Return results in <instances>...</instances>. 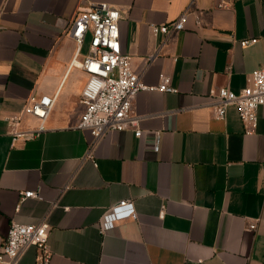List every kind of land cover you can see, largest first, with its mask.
Instances as JSON below:
<instances>
[{
	"label": "crops",
	"instance_id": "obj_1",
	"mask_svg": "<svg viewBox=\"0 0 264 264\" xmlns=\"http://www.w3.org/2000/svg\"><path fill=\"white\" fill-rule=\"evenodd\" d=\"M227 1L195 0L199 21L189 13L147 63L159 40L150 25L176 18L187 0H0V244L11 219L45 217L48 264H264V105L246 134L234 105L216 119L210 99L264 69V0ZM100 3L120 10V46L143 83L165 74L177 91H139L131 113L140 135L108 131L87 156L90 135L75 127L87 74L70 66L77 43L65 29ZM56 91L45 130L12 142L7 118L34 127L24 102ZM26 190L40 197L19 202ZM121 199L134 216L101 231L103 212ZM35 263L29 246L19 264Z\"/></svg>",
	"mask_w": 264,
	"mask_h": 264
},
{
	"label": "built area",
	"instance_id": "obj_2",
	"mask_svg": "<svg viewBox=\"0 0 264 264\" xmlns=\"http://www.w3.org/2000/svg\"><path fill=\"white\" fill-rule=\"evenodd\" d=\"M195 0H187L181 13L167 23L151 24L150 29L159 40L154 51L146 58L149 63L161 50L169 34L184 28L189 13H194ZM216 7H229L227 0H215ZM120 10L100 3L87 9H81L67 22L65 32L77 43L70 66L77 63L87 74L86 83L80 94L84 110L76 128L87 131L90 144L87 156L102 136L113 130L131 128L136 136L140 135L139 116L132 115V100L141 90L156 89L162 92H175L169 75H161L156 86L143 83L141 74L133 70L130 55L124 53L120 46L118 21ZM89 33L87 53L80 62H76L78 50ZM256 38L242 39L240 44L255 42ZM57 91L53 95L30 96L23 104L21 113L37 119L32 128L18 127L20 114L7 118L8 133L12 142L32 139L45 130V123L54 105ZM211 106L216 119H223L229 105H234L243 125L244 133L255 131L257 126V108L264 105V69L253 70L247 77L246 85L238 92L220 87L211 94ZM156 148V145H155ZM27 197L39 198L34 190L20 191L19 202ZM18 202V203H19ZM134 216V206L130 199H121L110 205L100 217L98 227L101 231L110 229L118 221ZM249 227L253 228L254 224ZM49 225L45 217L36 223H20L11 219L6 236L0 244V264H19L22 253L29 246L35 248V264H48L51 251L48 247Z\"/></svg>",
	"mask_w": 264,
	"mask_h": 264
}]
</instances>
